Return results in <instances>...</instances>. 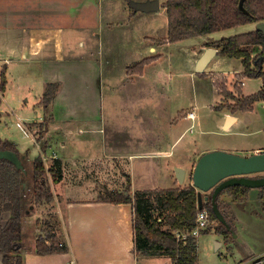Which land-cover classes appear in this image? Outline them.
<instances>
[{"label":"crops","instance_id":"crops-1","mask_svg":"<svg viewBox=\"0 0 264 264\" xmlns=\"http://www.w3.org/2000/svg\"><path fill=\"white\" fill-rule=\"evenodd\" d=\"M127 1L124 5L111 0L110 3L106 0H0V82L4 69L7 89L10 80H20L19 75L24 78L22 81L40 83L35 105L44 107L43 118L48 116L47 134L41 140L46 144L44 154L52 162L57 158L63 163L62 176L52 186L61 202L58 208L62 222L60 242L66 250L40 253L36 245L28 248L23 240L20 249L23 264H69L71 261L74 264H152L153 261L171 264L169 255L137 253L133 204L115 202L109 194L123 192L134 196L137 190L184 186L195 164L208 150L248 156L264 149V143L249 148L225 140L220 146H208L197 155L181 153L183 147L176 154L174 150L184 134L175 129L177 119L195 123L186 117L195 108L183 105L169 108L170 102L162 101L153 110L156 116L151 120L146 75L162 59L161 49L172 42L162 43L160 39L167 36L158 38L152 32L132 28L134 23L130 22L136 18L135 14L155 10H136L131 0ZM168 21L167 14V31ZM218 32L222 31L196 36L205 39V45L200 43L198 48H193V65H197L206 48L213 47L207 43L221 39L212 36ZM216 49L217 53L203 71L197 70L198 74H208L238 59L221 56L219 48ZM261 50L262 47H256L253 56ZM152 56L156 58L143 67L142 73L128 71V67ZM32 65L35 67L31 71ZM21 71L24 73L19 74ZM48 83H57L58 90L52 102L44 106L41 100ZM31 92L32 89L27 91ZM0 110L4 113L3 120L9 116L6 109ZM167 111L168 116L162 119ZM242 112L246 111L226 110L221 126L232 129L240 121ZM43 118L33 121L32 128L36 129ZM18 124L27 126L20 120ZM189 129L193 131L191 126ZM25 130L33 136L30 127ZM176 167L185 169L183 183L178 180ZM255 175L262 176L264 172ZM260 189L249 187L247 202L242 206L228 191L220 193L219 202L225 212L223 203L232 202L229 217L236 228L235 240L230 247L224 236L212 227L197 239L198 257L199 238L211 232L220 235L214 239L215 249L218 251L227 245L232 251L237 246L243 254L240 261L264 253V234L260 242L251 243L238 227L242 217H247L248 223L264 221V216L260 217V212L264 213V208L259 209L264 201ZM253 228L250 226L251 233H248L251 238ZM199 261L200 258L198 264Z\"/></svg>","mask_w":264,"mask_h":264},{"label":"trees","instance_id":"trees-1","mask_svg":"<svg viewBox=\"0 0 264 264\" xmlns=\"http://www.w3.org/2000/svg\"><path fill=\"white\" fill-rule=\"evenodd\" d=\"M243 2L242 6L240 5ZM163 8L168 14V35L161 39L162 43L185 40L189 37L202 36L225 28H232L247 23L264 21V0H166ZM209 46L219 48L218 54L242 59L245 69L238 73V77H261L262 87L255 93L244 95L241 87L233 90L224 88L223 93L230 97L234 103L230 104L232 112L253 110L255 103L264 100V31L255 29L242 32L233 36H223L221 39L207 43ZM262 50L256 56L253 52L256 47ZM156 57L145 58L131 67L129 72L142 73L144 66ZM217 78V77H216ZM214 77L215 84L218 79ZM7 74L1 71L0 89L5 91ZM223 87V86H222ZM58 90L57 83H48L41 103L47 106L54 99ZM222 106V105H221ZM218 106L217 109L222 107ZM1 116V112H0ZM46 122L40 125L45 127ZM0 149L13 150L18 155L20 151L13 141L0 138ZM45 151V150H44ZM62 160L53 159L47 166L41 155L33 159L32 194L36 201L43 202L53 199V193L49 190L46 174L49 173L54 181L62 176ZM26 175L12 162L4 158L0 159V219L4 212H9L10 218L4 225H0V264H23L22 220L28 197L24 189ZM248 186L232 185L223 191H228L239 204L245 202L249 194ZM260 197L264 199V186L260 189ZM115 202H128L133 204L135 248L137 253L143 255H169L172 264H198V246L195 236L186 239L178 238L179 232L190 233L196 225L198 208L197 188L189 185L173 188H155L154 190H137L134 196L123 192L110 193ZM206 195H212L210 191ZM218 206L226 218L223 224L213 210L211 200L204 204V209L210 212L213 224L202 231L208 233L212 227L224 236L228 245L234 242L233 231H236L232 219L223 210L219 202ZM160 208L164 212L162 220L153 215L154 208ZM57 233L52 232L48 238L39 237L36 249L40 253L65 251L60 245ZM47 240H50L48 243ZM232 247V245L230 246ZM229 247V248H230Z\"/></svg>","mask_w":264,"mask_h":264},{"label":"rangeland","instance_id":"rangeland-1","mask_svg":"<svg viewBox=\"0 0 264 264\" xmlns=\"http://www.w3.org/2000/svg\"><path fill=\"white\" fill-rule=\"evenodd\" d=\"M111 1L112 3L122 2L124 5L128 3L127 0ZM165 1L166 0H160L161 9L159 11L155 10L149 14L140 12L135 14L136 18H133L130 22V24L134 23L132 24L133 26L131 25L132 28L134 27L135 30L139 29L140 32H152L158 38L167 36V14L162 7ZM106 2L110 3V0H106ZM256 25L257 24L249 23L241 24L237 27L222 29V32L214 33L212 36L216 38L233 36L242 32L255 30ZM203 40L205 39H201L200 37H190L182 41L172 42L161 49L163 54L162 59L149 69V72H147L148 75H146L147 78L145 79L146 85L150 89L149 104L151 108V120L156 116V111L153 110L158 109L159 103H162V101L170 102L171 105L168 106L169 108L179 105H183L185 108H195L197 118L194 120L195 128L193 131L189 129L193 121L183 118L177 119L179 123L177 122L175 125L176 131L179 134L184 133L183 140L177 144L174 150L178 155L182 147L181 153L197 155L202 150L207 149L208 146H220L225 140L249 148L261 145V143H264V101L260 100V102L255 103L253 110L239 113L240 121L232 129H224L221 126L223 123L222 119L225 111L230 110V104L234 103V101L228 97L226 93H224V95L220 93H223L224 88L236 92L237 89L235 85H238L237 83L241 80H244V85H241L244 95L255 93L260 90L262 86V78L247 76L239 78L238 72L245 69L240 59L230 60L228 64H223L219 66L217 70L210 71L208 74H198L197 67L193 65L192 61L194 58L193 48H198L200 43L205 45ZM262 65L264 68V63ZM242 66L243 70H241ZM34 67V65L31 66V71ZM23 73L24 71H21V73L19 72V74ZM19 76L20 80H10L8 89L5 88V91L0 89V103L5 97L4 102L1 103L2 107L0 105V108L6 109L9 113V116L3 120L2 115L4 113L1 111L2 109L0 110V112H2L0 138L16 143L20 151V157L28 170V174L24 178L27 183L26 197H28V200L22 220V233H24L23 240H26V244L29 245L28 248H31L33 244L37 245L39 237L46 239L52 232L57 233V239H59V241L60 239L62 240V230L60 229L62 227V222L60 214L58 213L61 202L59 197L57 198L53 192L52 185L54 180L49 173H47L45 177H47V182L50 184L49 190L53 193V199L38 202L32 194L31 175L33 173V159H35L39 153V155H41V149L43 152L46 150V144L45 142H41V140L43 141L44 137H46L48 127L47 124H45V127L40 124L41 122H47L48 116L43 118L45 115L44 107L35 105L36 98L41 90L40 83L25 82L22 81L24 78L21 75ZM214 77H217L218 83L222 84L223 87L215 84ZM237 87L240 86L238 85ZM29 89H32L31 93H27ZM236 93L238 94V92ZM218 106L222 108L217 109ZM160 113H162V110ZM168 113V111L167 113L165 112L162 119L166 118ZM40 117L43 119L40 120V123H37L38 127H36V129L32 128L33 121L39 120ZM18 118L23 123H27L30 130L34 132V137L25 130L27 126L25 128L18 124ZM243 131H245V133H239ZM40 136H42V139H40ZM38 142L41 143V148ZM49 153L50 151H48V154ZM35 155L36 157H34ZM46 161L47 166H50L52 161ZM191 173L192 172L189 174L187 183H185L186 185L191 183ZM245 202H247V200H245ZM245 202L239 205L242 206ZM262 202L259 209L264 208V201ZM230 203L232 202L227 201L225 204L223 203L228 216H230L231 213ZM153 212V215L159 217L160 220L165 217L164 212L160 208L155 207ZM9 214V212L3 213L0 219L1 226L10 218L11 215ZM263 216L264 213L260 212V217ZM253 223L254 222L251 221L248 223L247 217H242L240 218L238 227L245 239L247 238L251 243L252 241L260 242L264 234V231H262L264 221ZM252 225L254 227L252 235L254 239L248 234L251 233L250 226ZM215 238H220V235L214 232L208 235H202L199 238V264H239L252 259L249 258L240 261L243 254L237 246H234L232 251H229L227 249L228 246L225 245L217 251L214 243ZM47 241L50 243V240ZM219 253H221V255ZM259 256L263 257L264 253ZM253 259L255 258L253 257ZM152 264L156 263L153 261ZM157 264H161V261H158Z\"/></svg>","mask_w":264,"mask_h":264},{"label":"water","instance_id":"water-1","mask_svg":"<svg viewBox=\"0 0 264 264\" xmlns=\"http://www.w3.org/2000/svg\"><path fill=\"white\" fill-rule=\"evenodd\" d=\"M131 6L136 10L150 11L159 10L161 8L160 0H131ZM241 1L240 5L242 6ZM256 29L264 31V21H258ZM207 50L198 60L196 65L198 72L205 69V65L210 61L212 56L217 53V49L213 47L206 48ZM231 119V118H230ZM230 122V120H229ZM4 158L12 161L17 168L21 169L25 175L28 170L22 161L20 155L13 150L0 149V159ZM264 172V149L258 153L251 155H239L230 151L210 150L202 154L194 166L192 172L193 185L198 192V208H204V204L211 200L213 210H215L218 219L227 225L226 218L218 206V197L220 193L227 187L232 185H241L248 187L262 188L264 186V175L256 176ZM178 180L183 183L185 180V169L176 167L175 171ZM26 181L24 189L27 188ZM212 195H206L209 192ZM236 237V231H233Z\"/></svg>","mask_w":264,"mask_h":264},{"label":"built area","instance_id":"built-area-1","mask_svg":"<svg viewBox=\"0 0 264 264\" xmlns=\"http://www.w3.org/2000/svg\"><path fill=\"white\" fill-rule=\"evenodd\" d=\"M240 87L241 85H244V80H241L240 82L237 83ZM187 118H191L192 120H195L196 118V112L195 110H189L186 113ZM195 127V123H192L191 128L193 129ZM41 156L45 163H47L46 160H49L50 158L44 154V152H41ZM199 213L197 215L196 219V225L193 227L192 231L190 233H185V232H179L178 233V238H183L186 239L188 236H195V238L198 239V237L202 234V231L207 229L209 224H213L214 220L210 216V212L204 208L199 209ZM60 245H63L62 242H60ZM255 259H250L246 260L244 263H239V264H263L264 263V256H256L254 257ZM69 264H74L73 261L69 262ZM175 264V263H174Z\"/></svg>","mask_w":264,"mask_h":264}]
</instances>
